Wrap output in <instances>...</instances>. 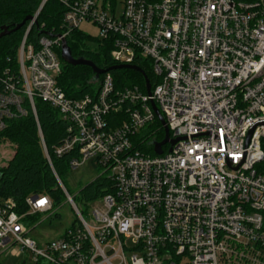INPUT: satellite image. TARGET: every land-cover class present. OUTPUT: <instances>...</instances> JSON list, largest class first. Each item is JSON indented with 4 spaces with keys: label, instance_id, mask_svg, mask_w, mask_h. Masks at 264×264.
Instances as JSON below:
<instances>
[{
    "label": "built area",
    "instance_id": "1",
    "mask_svg": "<svg viewBox=\"0 0 264 264\" xmlns=\"http://www.w3.org/2000/svg\"><path fill=\"white\" fill-rule=\"evenodd\" d=\"M49 1L29 22L16 67L0 71V132L27 117L26 104L36 120V101L49 105L67 125L56 157L72 154L70 171L102 170L98 178L113 190L81 210L55 174L78 219L41 246L28 223L52 212L53 200L30 196L20 214L0 197V256L29 251L34 264H264V0H56L59 29L29 43ZM84 23L112 45L117 65L151 64L150 93L147 85L117 89L109 72L93 95L66 96L59 51ZM152 104L177 141L161 155L133 142L155 134L144 138L158 120Z\"/></svg>",
    "mask_w": 264,
    "mask_h": 264
},
{
    "label": "trees",
    "instance_id": "2",
    "mask_svg": "<svg viewBox=\"0 0 264 264\" xmlns=\"http://www.w3.org/2000/svg\"><path fill=\"white\" fill-rule=\"evenodd\" d=\"M42 1L0 0V34L2 28H7L11 32L9 35L0 38V71L10 65L16 67L18 50L26 35L29 22L20 30L12 31L26 18L33 17ZM63 12L62 6L56 0H50L33 25L28 35V42L37 45L44 35L58 30L62 22ZM86 40H90V37L79 30H75L71 38L68 39L67 44L75 59L90 60L99 69L107 70L118 66L111 58L113 47L110 43L103 44L98 41L96 49L91 51L84 44ZM135 64L154 85L155 80L152 75L151 64L143 61H138ZM110 73L115 79L117 89L138 86L142 91H146V81L141 73L130 69ZM101 79L102 77L95 80V74L89 67H73L64 62L59 85L67 97L80 99L87 95H93L97 91ZM26 107L28 108L26 118L9 121L7 128L0 132V144L8 141L15 147L14 156L8 166L0 170V197L13 199L17 203V212L20 214L27 212L26 199L30 196H49L53 200L55 208L64 203L65 196L59 187L56 175L64 184L63 179L65 174L70 171L69 163L72 157L70 154L57 158L54 154V148L65 137L67 128L59 113L49 105L36 101V120L30 105L26 104ZM39 129L42 132L51 162L47 159L42 146ZM147 131L149 132L144 138L155 131L154 136L156 137L153 136V141L146 150V153L154 155L153 143L162 142L165 138V131L158 120ZM135 141L136 139H133L134 143ZM260 167L262 169L264 165L262 164ZM112 190L113 186L108 178H98L80 191L78 202L95 203Z\"/></svg>",
    "mask_w": 264,
    "mask_h": 264
},
{
    "label": "rangeland",
    "instance_id": "3",
    "mask_svg": "<svg viewBox=\"0 0 264 264\" xmlns=\"http://www.w3.org/2000/svg\"><path fill=\"white\" fill-rule=\"evenodd\" d=\"M122 11L123 7L122 5H119L117 8V15L121 16ZM81 31L84 35L90 37V40L84 41L85 46L91 51H94L98 44L97 38L99 37L97 28L93 25L84 23L81 26ZM63 63L64 62L62 60V65ZM152 141L153 136L145 140V142L140 145V140L137 138L134 144L139 151L146 153V150L149 145H151ZM14 153L15 147L10 142L5 141L0 144V170L8 166L9 162L14 156ZM101 173L102 170H94L89 165L77 171H68L65 174L63 179L65 187L81 210H83L85 202H78V200H80V191L85 186L95 181L98 176L101 175ZM84 217L87 221L90 220L86 214H84ZM77 219V213L75 212L72 205L64 202L52 212L38 215L34 217V220L30 219L28 225L31 229H34L30 233L29 237L37 241L38 245L41 246V244L51 242L52 240L59 238L65 233L66 230L70 229L74 224H76ZM16 249L21 250V247H16ZM24 262H26V264H34L32 262V254L29 251H24L22 253H18V251H12L0 256V264H24Z\"/></svg>",
    "mask_w": 264,
    "mask_h": 264
},
{
    "label": "water",
    "instance_id": "4",
    "mask_svg": "<svg viewBox=\"0 0 264 264\" xmlns=\"http://www.w3.org/2000/svg\"><path fill=\"white\" fill-rule=\"evenodd\" d=\"M33 17H28L26 18L20 25L16 26L15 29L12 32L18 31L21 28H23L27 22L32 21ZM11 32L8 31L7 28H2L1 30V34H0V38L9 35ZM61 58L62 60L73 67H78V66H84V67H89L93 70V73L95 74V80H98L102 75L112 72V71H117V70H123V69H130V70H134L137 71L139 73H141L146 81V85H147V91L148 93H150L151 90V85L149 83L148 78L145 76L144 72L141 71L137 66H132V65H118L115 66L111 69H99L92 61L90 60H86L83 58L80 59H75L72 55L71 49L68 46V44H64L62 49H61ZM153 110L158 118V120L160 121V123L162 124V126L164 127L165 130V138L162 142L159 143H153L154 146V152L157 155H161L163 153V147L165 145H167L168 143H170L171 145H175L177 141H170L169 139V129L166 126L165 120L164 118L161 116V114L159 113L157 107L155 106V104H152Z\"/></svg>",
    "mask_w": 264,
    "mask_h": 264
}]
</instances>
